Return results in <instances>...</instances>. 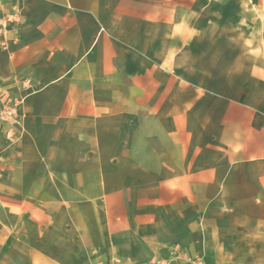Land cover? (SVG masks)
I'll return each mask as SVG.
<instances>
[{
    "label": "crops",
    "instance_id": "obj_1",
    "mask_svg": "<svg viewBox=\"0 0 264 264\" xmlns=\"http://www.w3.org/2000/svg\"><path fill=\"white\" fill-rule=\"evenodd\" d=\"M261 1L0 0V264H264Z\"/></svg>",
    "mask_w": 264,
    "mask_h": 264
},
{
    "label": "rangeland",
    "instance_id": "obj_2",
    "mask_svg": "<svg viewBox=\"0 0 264 264\" xmlns=\"http://www.w3.org/2000/svg\"><path fill=\"white\" fill-rule=\"evenodd\" d=\"M209 2H211V4H225V5H230L231 7L236 3L238 4L240 7H249L248 4L253 5L254 7H262V1L261 0H256V2L258 3L257 5H255V2H250L249 0H209ZM258 35L259 37L262 39L264 37V16L261 12L258 13ZM262 46V45H261ZM263 50V49H262ZM23 102V99H19V98H13L11 100H9V104L2 109V111L0 112V114H2V112L4 110H8L9 108L11 109H15V114L14 117L16 118V120L13 119H5L2 121H12V122H16L18 121L19 118V108L21 106ZM164 264V263H163ZM166 264V263H165ZM186 264H193V262H186Z\"/></svg>",
    "mask_w": 264,
    "mask_h": 264
},
{
    "label": "built area",
    "instance_id": "obj_3",
    "mask_svg": "<svg viewBox=\"0 0 264 264\" xmlns=\"http://www.w3.org/2000/svg\"><path fill=\"white\" fill-rule=\"evenodd\" d=\"M14 114H15V109L9 108L8 110H4L2 112V114H0V119H2V120H5V119L16 120V118L14 117ZM193 264H198V263L193 262Z\"/></svg>",
    "mask_w": 264,
    "mask_h": 264
}]
</instances>
